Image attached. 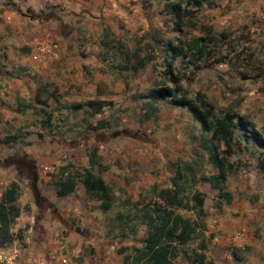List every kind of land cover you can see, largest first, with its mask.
Masks as SVG:
<instances>
[{
    "label": "rangeland",
    "instance_id": "obj_1",
    "mask_svg": "<svg viewBox=\"0 0 264 264\" xmlns=\"http://www.w3.org/2000/svg\"><path fill=\"white\" fill-rule=\"evenodd\" d=\"M130 1L133 8L128 17L113 14L110 15L112 22L107 21L104 27L102 22L99 26L101 29L98 30H103L101 41L107 46H103L98 56L94 46H90L86 54H94V63H98L90 73L92 79L107 74L110 81H100L105 76L100 77L97 96L109 95L114 106L104 109L99 115H92L86 106L71 114L68 111L66 115L61 114L59 119H64L70 127L62 135L66 136L70 131L66 136L69 145L62 147L61 141H55L57 146L52 152L60 155L59 162L52 164L55 171L34 176L27 172L26 165L18 167L17 161L21 159L28 165L34 164L37 170L43 168L47 150L44 146L59 131L45 129L48 113L39 104L40 107H35L33 112L22 109L18 115L7 116L0 125V195L7 187V173L1 168L16 165V173L8 174L13 180L11 185H16V192L20 195L12 207L18 209L21 203L31 217L28 206L35 204L37 211L33 218H43L44 197H51L44 187L51 183L55 189L57 182L65 178V174L60 173L63 168L70 175L79 177L83 168L88 167V151L99 149V160L109 170L100 173L94 168L93 172L104 178L113 194V207L105 217V236L113 248L111 264H123L124 256L131 255L133 249L142 246L148 230L145 214L151 213L156 206H163L156 190L171 187L170 178L178 167L186 175V180L181 183L184 188L182 197L189 201L192 191L203 193L206 216L201 222L196 221L193 211L175 210V213L194 222L195 227L191 241L177 246L174 264H198L201 254L205 255L202 264H256L260 261L256 255L257 244L264 241L261 238L264 207H257L259 202L254 192L264 190V171L257 168L262 150L252 140L245 139L246 131L240 128L233 129L230 154H224L226 147L223 143L220 145L218 158H228L230 164L224 187L232 199L230 204H226L209 184L197 182L192 186L187 180L192 175L200 178L217 174L206 147L210 144L211 133L203 131L186 109L172 104L169 99H152L150 94L158 84L169 83L163 75V46L168 41L178 45L179 36L187 41L204 36V28L209 27L213 34L224 33L229 37L226 43L217 39L210 45L215 52L194 66L188 64V60L193 59L190 53L187 59L179 57L174 61V73L180 76L181 87L192 100L198 92L204 94L213 104L217 118L228 114L237 124L249 122L252 128L264 135V27L258 28L254 20L238 22L231 14L234 8L230 2L223 5L224 0H204L202 7L194 9L183 20L179 33L174 30L163 0ZM113 46L115 49H111ZM116 51L128 52L130 57L135 53L139 58L151 56L153 60L139 67L138 58L132 57L126 63L124 55ZM126 65L130 69H120ZM94 92L92 86L89 95L81 102L93 99ZM52 116L54 120L58 117L55 113ZM101 123L105 124L104 127L96 131ZM51 124L55 126L56 122ZM72 134H76L75 139ZM134 147L139 156L132 155ZM149 161L152 164H148ZM44 177H50L49 181ZM35 178L37 183L33 185ZM19 183H22V189ZM34 187L38 196H33L30 190ZM218 202H221L220 209L217 208ZM15 230V235L25 236V229ZM92 251V248H87L83 256L80 254L75 259L85 260Z\"/></svg>",
    "mask_w": 264,
    "mask_h": 264
},
{
    "label": "crops",
    "instance_id": "obj_2",
    "mask_svg": "<svg viewBox=\"0 0 264 264\" xmlns=\"http://www.w3.org/2000/svg\"><path fill=\"white\" fill-rule=\"evenodd\" d=\"M229 2L234 8L231 14L238 22L247 23L254 20L258 23V28L264 27V0H224L222 4L227 5ZM132 8L133 2L130 0H0V125L8 117L20 114L22 109H31L33 112L35 107L41 105L48 113L47 119L49 118L45 129L59 131L58 136L48 139L44 146H47V150L46 157L43 158V168L37 170L32 164L33 176L55 171L52 164L60 160L58 152H52L57 146L55 141H61L62 147L69 145L66 136L70 131L66 136L62 135L70 127L64 119H59L61 114L80 111L89 101L83 103L81 100L89 95L92 86L95 92L90 100L113 102L109 95L97 96V83L110 81L106 78L107 74L101 73L92 79L90 73L98 63H94V54H86L90 46L97 50L96 56L103 49V30L99 31L101 23L103 22L104 27L107 21L112 22L110 15L113 14L128 17ZM47 39L54 42L53 56L33 61L30 56L31 47L44 43ZM101 76L105 78L99 81ZM78 104L81 108L75 109L74 106ZM108 108L110 107L103 110ZM51 111L58 116L57 119H52ZM53 122H56L55 126H52ZM71 137L75 139L76 134ZM44 147L42 146V149ZM99 153L100 150L97 149L98 157ZM137 153V148L134 147L132 155L139 156ZM99 162L107 167V170L101 173L107 172L108 166L101 160ZM86 163L88 164L87 156ZM148 164H152L151 161ZM18 167L15 165L1 168L7 173L5 184L8 188L13 181L8 174L16 173ZM49 178L44 177L48 181ZM102 179L104 180L103 177ZM36 180L35 178L33 185L37 183ZM21 184L19 183L20 188ZM51 186L53 187L50 183L44 187V190L47 189L46 193H51V197H44L43 218H33L37 211L35 204L28 206L30 217L29 212L19 203L18 216L10 226V232L16 233L15 229L23 228L25 236H22L21 241L16 239L0 246V251L16 252L22 264L113 263L111 241L105 236V217L113 206L109 211L102 212L99 202L90 198L79 182L74 191L66 197L57 196V189H52ZM30 190L33 196L39 195L35 187ZM254 192L257 193L259 202L257 207L263 208L264 190ZM17 197H20L18 193ZM261 238L264 240V230ZM257 246L256 255L260 261L256 264H264V241ZM87 248L93 249L91 256L82 261L75 259L80 254L83 256Z\"/></svg>",
    "mask_w": 264,
    "mask_h": 264
},
{
    "label": "trees",
    "instance_id": "obj_3",
    "mask_svg": "<svg viewBox=\"0 0 264 264\" xmlns=\"http://www.w3.org/2000/svg\"><path fill=\"white\" fill-rule=\"evenodd\" d=\"M144 3L150 0H142ZM204 0H163L164 8L170 18L173 20L175 32L181 33L183 27V20H185L194 9H199L203 6ZM206 34L198 36L190 41L177 37L178 45H173L168 41L164 47V70L163 75L167 77L169 83L162 82L153 90L150 97L155 100L169 99L172 104L178 105L186 109L192 118L200 125L203 131L211 133L207 150L210 154V163L218 170L217 174L212 176H202L196 178L192 175L188 182L194 186L197 182L209 184V186L217 191L218 198L223 200L226 204L231 202V194L225 189L224 183L227 180L229 173L228 158H218L217 151L220 145L226 147L224 154H230V147L232 141V134L234 128H240L245 132V139L252 140L262 150L261 157L258 160L257 168L259 171H264V135L254 128L249 122H241L237 124L228 114L222 118H217L214 114L213 104L207 100L202 93H197L195 99L188 98L186 92L180 85V76L174 73V61L179 58L187 59L189 53L193 54V59L188 60V64L195 65L196 62L203 60L204 57L215 52L212 48L213 43L217 39L222 40L221 43H226L228 34L215 35L211 32V28L205 27ZM103 46L107 43L102 42ZM111 49H115L114 46ZM119 51H116L118 53ZM123 54L126 63H129L134 57L138 58L139 67L150 63L153 58L147 56L139 58L135 53L130 57L128 52H119ZM130 66H120L121 70H128ZM135 69V68H133ZM145 97V96H144ZM89 108L92 115L102 113L103 108L112 107L113 102L107 100H89L84 104ZM75 109L81 108L78 104L74 106ZM156 109L154 108V111ZM149 115V113L147 114ZM148 117V116H147ZM49 119V118H48ZM49 121H45L47 126ZM105 124L101 123L96 131L103 128ZM93 130V129H92ZM88 168H83L79 177L70 175L65 168L61 169V174H65V178L57 182V196L66 197L70 195L78 181L82 184L85 193L92 199L99 202V209L102 212H107L112 207L113 194L109 185L102 179L100 175L93 172L94 168L98 171L104 172L107 167L99 162L97 149L93 148L88 151ZM187 165V164H186ZM188 170L192 169L187 165ZM174 175L170 178L171 187L160 188L156 190L157 197L162 201L163 206H156L151 209V213L145 214L148 220L147 234L142 240L140 248L133 249L131 255L123 257V264H174L173 258L177 255V246H184L192 239L194 233V222L175 213L176 209H187L193 211L196 215V221L203 222L206 212L203 208L205 195L200 191L194 190L189 198V201L182 197L184 188H182V181L186 180V175L182 174L180 168H175ZM16 185L12 184L6 188L0 198V246H5L14 240H22V235H15L10 232V226L14 222V218L18 216V209L12 206L16 202L17 192ZM190 202V203H189ZM221 202L217 203V208H221ZM205 260V255L201 254L198 264H202ZM194 264V263H192Z\"/></svg>",
    "mask_w": 264,
    "mask_h": 264
},
{
    "label": "built area",
    "instance_id": "obj_4",
    "mask_svg": "<svg viewBox=\"0 0 264 264\" xmlns=\"http://www.w3.org/2000/svg\"><path fill=\"white\" fill-rule=\"evenodd\" d=\"M31 51V59L33 61H40L43 58H50L54 54V42L51 39H47L44 43L34 44ZM236 238L239 239L240 235L237 234ZM0 264H22L19 261V256L16 252L6 254L0 251Z\"/></svg>",
    "mask_w": 264,
    "mask_h": 264
},
{
    "label": "flooded vegetation",
    "instance_id": "obj_5",
    "mask_svg": "<svg viewBox=\"0 0 264 264\" xmlns=\"http://www.w3.org/2000/svg\"><path fill=\"white\" fill-rule=\"evenodd\" d=\"M19 164H20L19 167H21L23 165H26L25 166L26 167L25 169L28 170V172H30L29 174H33V172H32V169L34 167L33 165H31V164L28 165L27 163H24L23 161H19Z\"/></svg>",
    "mask_w": 264,
    "mask_h": 264
}]
</instances>
